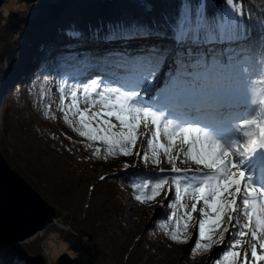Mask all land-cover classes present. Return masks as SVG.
I'll return each instance as SVG.
<instances>
[{
  "label": "snow or ice",
  "instance_id": "snow-or-ice-1",
  "mask_svg": "<svg viewBox=\"0 0 264 264\" xmlns=\"http://www.w3.org/2000/svg\"><path fill=\"white\" fill-rule=\"evenodd\" d=\"M132 2L137 10L114 17L102 36L104 42L124 47L104 49L94 61L78 60L86 79L71 85L65 79L58 86L61 93L68 89L67 108L76 107L75 115L85 129L77 131L88 140L104 141L110 154L118 150L125 157L135 155L146 165H171L160 172L177 174L173 183L182 179L183 192L193 201L184 212L183 236L179 231L168 234L173 242L188 243L189 228H196L193 254L210 253L214 246L225 245L214 264H259L264 261V255L257 252V246L264 250V99H254L253 88L257 83L264 85V35L257 60L246 54L249 46H236L248 39L238 24L242 10L235 11L236 18L226 12L216 20L205 0L203 12L187 8L174 17L161 14L157 19L156 0ZM236 2L226 0L229 6ZM66 35L77 42L100 37L99 32L88 33L86 27ZM166 94L176 95L181 102H164ZM81 97L88 107L78 106ZM113 117L118 121L117 131H113L117 128ZM63 118L73 123L68 115ZM141 126L145 132L139 131ZM161 129L167 143L160 142ZM141 136L142 152L137 149ZM177 160H191L197 167L181 169ZM166 185L167 176L157 179L151 186V198L164 193ZM169 195L171 188L165 199ZM175 196L183 199L178 184ZM170 205L175 206L171 201ZM249 236L250 240L245 239Z\"/></svg>",
  "mask_w": 264,
  "mask_h": 264
},
{
  "label": "trees",
  "instance_id": "trees-1",
  "mask_svg": "<svg viewBox=\"0 0 264 264\" xmlns=\"http://www.w3.org/2000/svg\"><path fill=\"white\" fill-rule=\"evenodd\" d=\"M25 1L26 3H22L19 9H10L6 12L3 8L0 11V120L10 132L18 154L25 164L23 165L25 168L16 164H13V167L29 178L47 201L54 203L61 211L73 212L72 206L84 203L83 197L81 196V200L78 201L74 193L78 191L79 186L87 182V179L83 182L82 176L78 177V175L86 173V167H94L91 160L93 157L110 160L114 158L104 141H91L79 135L77 129L81 131L85 129L73 116L72 108L69 110L67 104L60 99L57 101L52 99L50 81L52 84L53 80L57 88L65 79L69 84L84 81L86 75H81L83 69L77 61L86 58L94 61L104 49L118 50L124 47L122 43L104 42L103 32L108 22L114 17L135 12L137 9L132 0ZM208 3L209 11L215 14L216 20L223 19L226 12L233 13L236 18L235 11H243L244 16L237 19L240 28L248 34V39L236 46H249V52L246 54L259 60L262 49L261 36L264 35V0H239L232 6H229L226 0H208ZM204 4L205 0H190L189 8L194 13L203 12ZM187 8L185 0H156V18L159 19L161 14L174 17L177 11ZM85 27L88 33L99 32L100 37L95 41L88 38L77 42L66 35L67 31ZM216 47L224 46L216 45ZM262 90L264 85L257 83L253 88V98L264 99ZM59 93L61 94L60 91ZM45 112L48 113L47 116ZM64 115H68L69 120L73 122L71 125L64 120ZM60 124L71 130L75 138L68 137L64 132L59 131L57 128H60ZM3 145L0 135V148ZM1 149L4 154L6 150ZM97 150L99 154H96ZM149 155H151L150 149ZM161 159L164 160L162 156ZM70 162L73 165L71 173L62 167ZM164 163L166 162L162 164ZM54 165H62L60 166L61 177H57L55 173L57 171L52 168ZM147 165L154 166L150 163ZM125 170L128 171L124 173ZM65 175H71L70 179L63 178ZM175 175L177 174H161L154 171L135 172L132 171V167L120 170L112 168L109 172L101 174L98 179L100 182L97 181L94 186L96 188L100 185L105 186L103 181L107 185L105 186L107 193L101 195L104 198L103 202L88 204L85 218L68 217L63 221V225L68 226L70 231L50 229L51 233H58L63 244L68 245V251L62 252L52 260L51 264H105L107 255L105 256L102 246L97 243L93 228L97 227L103 233H108L104 232V229L109 226L114 232L121 230L125 243L130 242V251L125 254L127 264L131 262L130 253L136 249L138 251L141 249L145 253V257L139 263L148 264L146 257L154 248L148 242L146 243L147 236L143 233L149 229V238L159 237L162 234L170 239L168 234L177 232L174 227L179 226L175 223L179 202L183 201L187 195L183 192L182 179L173 183ZM162 176L168 177L174 192L178 184L183 196L182 200L175 195L168 197L166 199L168 203L164 209L161 208L164 193L157 195L155 199L151 198V186ZM118 182L121 185L115 186ZM128 182L133 186L128 185ZM137 185L140 187L137 188ZM115 187L127 188L129 197L136 200L139 206H156L154 217L151 219L152 224L147 225L145 232H140V229L134 225L131 227L133 230L130 234H124L125 228L128 229L127 221L132 217L131 207L123 205L126 202L125 198ZM93 189L92 186L91 190ZM137 195H141L142 199L137 200L135 198ZM94 196L97 195L94 194ZM90 201L91 203L95 201V197L92 196ZM170 201L175 205L174 207L170 205ZM157 208H159L158 212ZM148 214L149 212H144V218ZM166 223H169L171 227L165 229ZM98 224L102 225L98 227ZM137 224L140 225L138 222ZM41 242V239H36L33 243L20 248L7 247L0 243V264H49ZM126 250L125 247L115 246L111 249L114 255L112 259L116 260L120 257L124 260L122 255L124 256ZM118 251L122 255L118 254ZM203 254L206 253L191 252L187 260H195L197 258H194L195 256ZM214 260L211 264H214ZM178 264H185V262L178 260Z\"/></svg>",
  "mask_w": 264,
  "mask_h": 264
},
{
  "label": "rangeland",
  "instance_id": "rangeland-1",
  "mask_svg": "<svg viewBox=\"0 0 264 264\" xmlns=\"http://www.w3.org/2000/svg\"><path fill=\"white\" fill-rule=\"evenodd\" d=\"M26 3L25 0H8V2L6 3V5L4 6V9L6 12H8L10 9L11 10H16L21 8V4ZM185 4L186 6L189 8L190 6V0H185ZM3 9V8H2ZM1 11V10H0ZM1 47V46H0ZM50 85L52 88L51 94H52V99L57 101V100H61V96L63 95L65 97L64 102L66 104H68V99H69V92L68 89H65L64 93H59V89L55 86V82L52 80V84L50 81ZM80 108H85L88 107L89 105L87 103H85V101L83 100V98L81 97L80 103L78 105ZM99 105L96 106V108H93V111L98 110ZM73 109V110H72ZM71 111L73 112V116L75 117V119L77 121L78 120V116L75 115L76 113V107H72ZM1 114V111H0ZM260 118V117H259ZM112 122L117 124V128L113 129V131H117L119 130V126H118V121L115 120V118H112ZM59 131L61 130L62 132H64L65 135H67L68 137H74V134L72 133V131L68 130L66 127H63L60 124V128H57ZM253 132L256 131L255 128L251 129ZM140 132H145V129L143 128V126H141ZM162 131V135L160 137V142L163 143H167V136L165 134H163V129H161ZM150 135V133H148ZM0 135H1V139H2V145L3 149H5L6 151H4V155L7 158L10 166L13 168V170H15L19 175H21L22 177L25 178V180L27 182H29V184L31 186L34 187V189H36L39 193L40 191L36 188V186L29 180V178H27L24 174L19 173L14 167L13 164L19 165L22 168H25L23 165H25L22 161V158H20V154H18V149L15 146V142L11 139L10 136V132L7 130L6 125L0 120ZM144 137L141 136L138 138L137 141V149L138 150H142L141 148V140H143ZM74 140V139H73ZM76 141V139L74 140ZM14 142V143H13ZM77 144V143H76ZM78 147V145H77ZM2 150V149H1ZM116 154H112L114 160H110V159H102L98 157L95 158L93 157L92 162H93V166L94 167H86V173H82L81 175H78V177H81V180L83 182H85L87 179L86 184H83L81 187H78V191H76V193H74L76 199L79 201L81 200V196L84 199V203L80 202V205H76V206H72V208L74 209L73 212L71 211H67V210H59L57 208V206H55L54 203H52L51 201H49V203L54 206V208L56 210H59L62 213V218L61 219H57L55 221V224L50 226L44 233L43 236H39L37 238H32L31 240H28L22 244H18L16 246H12L14 248H20L24 245L33 243L36 239H41V245L43 248V252L44 255L46 256V258L48 259L49 264H51L50 260H54L55 258H57L62 252L64 251H68V245H65L62 243V241L60 240L59 236L57 235L58 233H51L50 229H55L58 228L60 231H70V228L68 226L63 225V221H65L66 219L69 218H85V213L86 210L88 208H86V206L88 204H96L99 203L101 204L104 200V198L101 195H105L107 193V190L105 188V186H107L104 181H103V185H100L98 188H96L94 185L95 183L98 181L99 177L101 174H104L106 172H109V169L111 170L113 168V170L117 169H124L126 165H135L132 167V171L135 172H147V171H154V172H160V168H164L166 170L171 169V165L164 163V165L161 163L159 166H148L146 164H144L143 162H141L139 160L138 157H136L135 155L133 156H128L125 157L122 154L119 153L118 150H115ZM91 154V153H90ZM173 155H175V152L173 153ZM161 156L163 157V155L161 154ZM14 159V161L12 160ZM164 159V157H163ZM180 159H183V156H181ZM167 164V165H166ZM53 165V164H52ZM176 165L177 167H180L181 169H185V168H195L197 167L193 162H191V160H189L187 163H181L180 160L176 161ZM62 165L56 166L54 165L52 168L55 169L57 172H55L57 174V177H61L62 175V169L61 167ZM71 166H73L70 163L67 164V166H62L65 169L69 170L70 173L72 172V168ZM37 168V167H36ZM103 168V169H100ZM39 169V168H38ZM45 169L47 170V167H45ZM52 171V170H51ZM128 170H125V172H127ZM68 173V172H67ZM165 173H168L169 175H172L173 173H171L170 171H166ZM59 174V175H58ZM69 174V173H68ZM163 174V173H161ZM51 175V174H50ZM69 176L71 177V175L68 176H62L63 178L70 179ZM110 179V178H109ZM67 183H69V181H66ZM100 182V181H98ZM121 183H117L115 184V186H120ZM128 185H132L131 183L128 182ZM94 187L93 190H91V187ZM111 186V185H110ZM114 186V184H113ZM133 186V185H132ZM172 185L169 183V185L165 186V190H164V199L162 201V205L161 208L163 207V209L166 207L167 203L166 199H165V193H167L169 191V188H171L172 190V195H175L174 190L171 187ZM116 188V187H115ZM119 193L121 192L122 197L125 198V203H123V205H127V207H131V213H132V217L131 219H129L128 221L123 219L124 221H127L128 224H126L128 229H131L132 226H137L140 230V232H145V229L147 227V225L152 224L151 219H153L155 211H156V206H152V207H142L139 206L137 204V201L134 200L133 198L129 197V193L127 188L126 189H122L120 188H116ZM41 194V193H40ZM92 194V195H91ZM94 194H96L97 196H94ZM42 195V194H41ZM95 197V201H90L91 197ZM44 197V196H43ZM45 198V197H44ZM123 200V199H122ZM193 201L191 200V197L189 195H187L186 197H184V200L179 202V206H178V217L176 218L175 223L179 225V227H174L176 231H179L181 237L183 236V225L185 220L187 219L186 217H184V212L186 210H190V206L191 203ZM237 203L239 204L240 201L238 200ZM78 206V207H77ZM185 206H187V209L185 208ZM142 209H141V208ZM160 207V206H158ZM201 207V205H197V208L199 209ZM85 208V209H84ZM64 209H66L64 207ZM159 208H157V212H158ZM144 212H149V214L144 218L143 213ZM83 214V215H82ZM150 216V217H149ZM194 217H198L199 213H193ZM181 217H184L183 219H181ZM241 220H246V217L241 216L240 217ZM119 221V220H118ZM140 223V225L137 224ZM172 224V223H171ZM102 224H98V227L101 226ZM124 225V224H122ZM160 225V224H159ZM253 225H255V219L253 218ZM170 224L166 223L165 225V229L170 228ZM123 228V227H122ZM135 228V227H134ZM93 229H95V234H96V241L99 245L102 246L106 259L104 260L105 264H127V257L125 256L126 253H128L129 250V244L130 242L125 243V238H123V234L121 233V230H117L116 232L113 231L112 227H108L107 229H104V232H108V233H103L101 230H98L97 227H94ZM127 229V230H128ZM126 228H125V235H128L132 232L133 228L131 230H128L127 232ZM189 232H191V238L188 241V243H184V244H177L176 242H173L172 240H170L166 235H162L160 234L159 237H151L150 233H149V229L146 230L144 234V236L146 235V243L148 242V244L150 246H152L154 249L153 251H149V256L146 257L148 259V264H178V260L184 261L185 264H211L212 261L215 258H218L219 255L225 250V245L219 246V247H215L213 248V251L210 253H206L200 256H195L194 258H196L195 260H187V256L188 254H190L191 252H193L194 249V245L195 242L192 244L194 237L196 236V240L198 239V232L196 228H189ZM196 234V235H195ZM228 239H231V237ZM245 239H251L250 236L246 237ZM195 240V241H196ZM254 242V241H253ZM132 244H134L132 242ZM125 247L127 248L126 252L124 253V256L118 251V254L122 255V257H124V260H121L120 257L118 259H112V257L114 256L111 253V249L114 247ZM141 246V245H140ZM248 247V246H246ZM143 248V247H141ZM155 250V251H154ZM248 252H249V258L251 259V251H250V247H248ZM257 252L258 254L264 255V250H261L259 248V246H257ZM131 257V262L128 264H141L139 263V261L143 260V258L145 257V253L141 251H138L137 249L135 251H132L129 255V258ZM259 264H264V261L259 262Z\"/></svg>",
  "mask_w": 264,
  "mask_h": 264
},
{
  "label": "water",
  "instance_id": "water-1",
  "mask_svg": "<svg viewBox=\"0 0 264 264\" xmlns=\"http://www.w3.org/2000/svg\"><path fill=\"white\" fill-rule=\"evenodd\" d=\"M7 2L0 0V10ZM62 216L13 170L0 148V243L7 247L22 244L44 233ZM195 240L196 236L192 244Z\"/></svg>",
  "mask_w": 264,
  "mask_h": 264
},
{
  "label": "bare ground",
  "instance_id": "bare-ground-1",
  "mask_svg": "<svg viewBox=\"0 0 264 264\" xmlns=\"http://www.w3.org/2000/svg\"><path fill=\"white\" fill-rule=\"evenodd\" d=\"M160 84H161V81L160 82H158V85H157V88L160 86ZM45 233V232H44ZM44 233H40L41 235H36V237H34V238H37V237H39V236H43L44 235ZM50 262L52 263V261L50 260Z\"/></svg>",
  "mask_w": 264,
  "mask_h": 264
}]
</instances>
